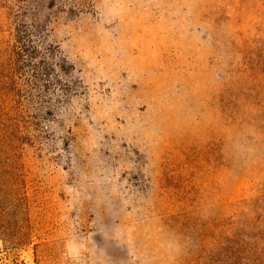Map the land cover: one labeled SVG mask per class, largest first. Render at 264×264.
<instances>
[{"label": "rangeland", "instance_id": "rangeland-1", "mask_svg": "<svg viewBox=\"0 0 264 264\" xmlns=\"http://www.w3.org/2000/svg\"><path fill=\"white\" fill-rule=\"evenodd\" d=\"M7 138L0 264L264 259V0H0Z\"/></svg>", "mask_w": 264, "mask_h": 264}, {"label": "trees", "instance_id": "trees-1", "mask_svg": "<svg viewBox=\"0 0 264 264\" xmlns=\"http://www.w3.org/2000/svg\"><path fill=\"white\" fill-rule=\"evenodd\" d=\"M5 132V130H2L1 133L5 134ZM12 144L10 138H7L4 143L0 142V240L10 249H21L29 244L30 237L28 229L25 230L19 224L23 223L25 217L19 210L21 200L18 195L21 188L14 183L19 178L22 164L20 161L21 155L18 153L17 147H12ZM255 201L264 203V197H259ZM7 205L11 207H7ZM11 220L13 224H10ZM229 242L233 247L240 244L235 241V235ZM236 251L238 252V250ZM252 256H254L252 259L244 257L243 260L238 259L242 260L243 264H264V259L255 257V255ZM199 257L203 258L202 256ZM228 260L230 261L231 259L228 258Z\"/></svg>", "mask_w": 264, "mask_h": 264}]
</instances>
